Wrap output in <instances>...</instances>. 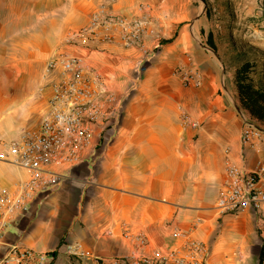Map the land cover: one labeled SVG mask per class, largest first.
Here are the masks:
<instances>
[{
	"label": "crops",
	"instance_id": "0c3cea01",
	"mask_svg": "<svg viewBox=\"0 0 264 264\" xmlns=\"http://www.w3.org/2000/svg\"><path fill=\"white\" fill-rule=\"evenodd\" d=\"M102 5L149 19L141 48L71 39ZM212 27L203 0H0V151L39 126L60 75L47 72L53 55L77 58L86 74L100 75L103 96L120 99L116 124L106 118L92 126L90 160L58 168L63 181L8 227L0 259L20 247L50 254L49 264H135L177 249L173 233L181 229L210 246L207 264L237 263L257 235L253 214L220 215L215 201L227 162L252 171L264 144L241 143L232 71L206 41ZM27 175L0 160V188ZM235 229L238 247L230 246ZM69 246L79 255L67 254Z\"/></svg>",
	"mask_w": 264,
	"mask_h": 264
},
{
	"label": "built area",
	"instance_id": "2783aa9c",
	"mask_svg": "<svg viewBox=\"0 0 264 264\" xmlns=\"http://www.w3.org/2000/svg\"><path fill=\"white\" fill-rule=\"evenodd\" d=\"M144 5L139 9L143 10ZM150 21L145 16H125L109 11L104 5L95 10L89 22L73 32L75 41L121 43L125 48H141L149 31ZM158 49L163 40L155 32ZM148 55V53L146 54ZM59 69L60 75L51 83L48 108L39 126L24 130L19 138L3 143L0 160L27 170V178L11 187L0 188V242L17 216L48 190L59 185L65 175L57 169L84 164L93 156L92 126L104 119L119 118L120 99L104 94L99 74L88 75L80 60L74 57L53 55L47 63V72ZM186 83L198 87L199 77L183 74ZM241 143L254 148L264 144V128L243 114ZM215 208L220 215L251 212L254 227L264 253V157L249 171L228 161L226 180L219 189ZM173 236L181 245L168 254L155 252L144 256L135 264H207L210 246L195 239L190 232L176 229ZM67 254L79 255L77 248L69 246ZM52 256L31 249L15 247L0 259V264H49ZM94 264H134L130 260L111 259ZM264 264V256L261 260Z\"/></svg>",
	"mask_w": 264,
	"mask_h": 264
},
{
	"label": "rangeland",
	"instance_id": "374dc122",
	"mask_svg": "<svg viewBox=\"0 0 264 264\" xmlns=\"http://www.w3.org/2000/svg\"><path fill=\"white\" fill-rule=\"evenodd\" d=\"M206 2L213 25L215 48L225 57L227 68L232 71V81L235 67L245 60L254 65V79L264 78V0ZM243 214L253 220L252 215L247 212L234 216ZM237 233L236 229L231 231L230 246L238 247L241 237ZM260 251V239L255 235L236 257V264H260Z\"/></svg>",
	"mask_w": 264,
	"mask_h": 264
},
{
	"label": "trees",
	"instance_id": "16d2710c",
	"mask_svg": "<svg viewBox=\"0 0 264 264\" xmlns=\"http://www.w3.org/2000/svg\"><path fill=\"white\" fill-rule=\"evenodd\" d=\"M203 1L206 3L207 11V2L206 0ZM213 38L212 32L207 33L206 41L215 51ZM254 71V65L249 60H245L235 67L233 83L236 89L239 112L245 114L250 121H255L264 128V78L258 77L254 79ZM263 256L264 253L261 248L260 262Z\"/></svg>",
	"mask_w": 264,
	"mask_h": 264
}]
</instances>
